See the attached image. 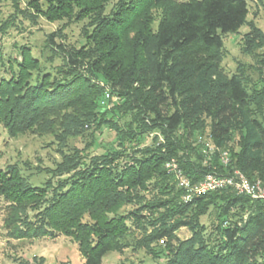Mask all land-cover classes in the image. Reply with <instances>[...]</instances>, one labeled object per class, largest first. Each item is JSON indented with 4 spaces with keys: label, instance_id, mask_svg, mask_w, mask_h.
<instances>
[{
    "label": "trees",
    "instance_id": "16d2710c",
    "mask_svg": "<svg viewBox=\"0 0 264 264\" xmlns=\"http://www.w3.org/2000/svg\"><path fill=\"white\" fill-rule=\"evenodd\" d=\"M25 3L37 12L27 9L28 19L41 15L65 28L81 27L76 42L61 27L47 35L51 67L28 46H20V59L0 51V72L7 64L11 70L0 76V124L12 136L52 135L60 154L36 172L24 174L10 165L0 171L9 234L68 236L78 244L83 264H102L109 252L130 246L154 261L119 264H264L262 202L232 189L185 201L165 168L175 157L193 182L209 172L238 169L264 184V120L256 117L264 109V93L248 88L242 77L219 75L225 35L246 23V50L264 48L263 31L248 20V0ZM97 78L108 80L120 96L111 117L101 111ZM105 127L117 141L101 153L92 151L95 138L84 149L69 145V138ZM152 132L165 142L155 136L152 145H144ZM237 134L233 142L240 149H229ZM205 141L216 147L212 157L202 151ZM224 150L228 165L220 161ZM205 215L214 217L208 225L201 220ZM183 227L191 236L180 239ZM33 261L46 263L43 256Z\"/></svg>",
    "mask_w": 264,
    "mask_h": 264
},
{
    "label": "rangeland",
    "instance_id": "374dc122",
    "mask_svg": "<svg viewBox=\"0 0 264 264\" xmlns=\"http://www.w3.org/2000/svg\"><path fill=\"white\" fill-rule=\"evenodd\" d=\"M248 2V20H253L264 33V8L259 0H248ZM32 8L33 6L26 4L25 0H2L0 4V51L4 52L6 57L11 56L12 58L20 59V46H28L32 49L33 54L43 61L47 67H51V61L49 62L47 59L50 54L52 55L50 49L47 47V35L61 27L66 32L68 40L76 42L80 38L81 26L73 23L65 28L62 24L63 22L48 20L41 15L38 16L37 20L28 19L25 16L27 9H31L34 16L37 15L35 9L33 8V10ZM249 30V25L245 23L237 32L224 36L219 75L224 78H230L234 75L242 77L248 88H256L258 91L261 90L264 93V66L262 64L264 48L258 46L253 48V50H246L244 46V34ZM59 61V59H56L55 63L57 64ZM7 66L3 67L4 70L0 72V76L10 75L11 70ZM6 69L9 71H5ZM96 82L103 87V92L100 95L101 111H105L111 117L112 113L110 111L119 102L120 96L111 91L110 83L105 78H97ZM263 116L264 109L260 115H256L259 119L264 120ZM112 117L117 119L115 115ZM125 119L123 118L122 120ZM207 131L203 135H206ZM94 132L95 130L90 129L83 136L69 138V145H75L84 149L86 144L92 142L93 138H95L97 142L92 151L97 154L105 150V145L110 146L117 141L116 133L111 128L105 127L103 130L96 132V134ZM158 135L155 132L147 135L144 139V145H152L155 142V136L159 138L157 141L165 142L164 138ZM199 135L194 136L197 139L194 137L191 139L192 141L196 139V144L200 141ZM236 138H238V141L239 135L231 140L230 145L227 146L229 149H240L238 146L239 142H233ZM58 147L52 135L27 132L18 136H12L3 124H0V171L10 165L19 169L21 168L24 174H28L29 171L36 172L35 167L38 165H53L54 160H60ZM202 151L206 154L208 153V157L211 156L206 151V146ZM172 159H175L180 165L177 158L172 157L169 160ZM167 162L165 163V168L169 171L166 167ZM28 167H31V169ZM34 178L37 181L38 179H43V176ZM174 179L176 181L175 176ZM6 205L7 202L0 195V264H22L23 262L25 264L26 261L29 264H34L33 256L45 257V264L84 263V257L76 241L63 234H59L56 237L32 239L13 238L9 234V229L5 223ZM213 219L214 217L205 215L201 220L208 225ZM177 236L180 239L188 238L191 236V231L189 228L183 227L177 232ZM160 244L164 245L165 243L160 241ZM123 260L137 263L140 261L152 262L154 258L146 253L144 249L133 250L132 246H130L123 251L114 250L109 252L104 257L102 264H119Z\"/></svg>",
    "mask_w": 264,
    "mask_h": 264
},
{
    "label": "built area",
    "instance_id": "2783aa9c",
    "mask_svg": "<svg viewBox=\"0 0 264 264\" xmlns=\"http://www.w3.org/2000/svg\"><path fill=\"white\" fill-rule=\"evenodd\" d=\"M205 146L207 152L215 150V147L209 141H205ZM220 161L224 165L230 164L231 157L227 150L220 153ZM166 167L174 174L177 185L184 191L183 199L185 201H190L213 191L232 189L237 194H244L262 202L264 212V184L259 179L250 180L238 169L229 174L209 172L200 181L193 182L175 159L168 160Z\"/></svg>",
    "mask_w": 264,
    "mask_h": 264
}]
</instances>
